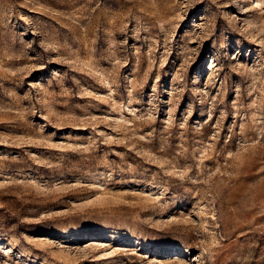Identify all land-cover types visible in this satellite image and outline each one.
I'll return each mask as SVG.
<instances>
[{
    "label": "rangeland",
    "instance_id": "rangeland-1",
    "mask_svg": "<svg viewBox=\"0 0 264 264\" xmlns=\"http://www.w3.org/2000/svg\"><path fill=\"white\" fill-rule=\"evenodd\" d=\"M0 264H264V0H0Z\"/></svg>",
    "mask_w": 264,
    "mask_h": 264
},
{
    "label": "bare ground",
    "instance_id": "bare-ground-1",
    "mask_svg": "<svg viewBox=\"0 0 264 264\" xmlns=\"http://www.w3.org/2000/svg\"><path fill=\"white\" fill-rule=\"evenodd\" d=\"M75 234H76V233H75ZM80 234H81V233H80ZM78 235H79V234H78ZM81 236H82V235H81ZM74 237H75V236H74ZM74 237H73V238H74ZM74 239H75V238H74ZM71 240H72V237H71ZM182 263H183V262H182Z\"/></svg>",
    "mask_w": 264,
    "mask_h": 264
}]
</instances>
